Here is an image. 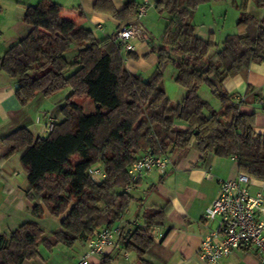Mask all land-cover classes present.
<instances>
[{"label":"trees","instance_id":"16d2710c","mask_svg":"<svg viewBox=\"0 0 264 264\" xmlns=\"http://www.w3.org/2000/svg\"><path fill=\"white\" fill-rule=\"evenodd\" d=\"M207 1L155 0L157 11L171 18V30L162 40L170 50L161 51L150 41L160 64L149 77L131 73L114 41L99 42L93 31L65 19L57 2L41 0L27 7L23 21L30 31L0 58V70L27 92L16 90L23 104L37 94L48 97L69 87L72 92L62 110L65 120L54 124L46 137L19 128L0 138V177L3 164L19 153L34 217L41 219L47 211L63 218L61 228L51 233L35 220L24 222L9 237L0 233V264H24L38 257L40 245L48 250L59 244L72 247L81 238L88 241L94 229L114 224L134 199L117 189L131 183L128 167L148 148L169 154L194 140L201 152L236 156L241 173L264 180V135L254 129L257 112L245 111L218 78L221 68L235 76L250 63L264 61V17L242 8L244 31L228 35L211 52L213 44L197 37L191 21ZM253 1L264 9V0ZM138 7L132 1L114 16L128 23ZM170 63L177 69L174 80L187 90L181 103L166 94L163 80ZM203 85L220 101L219 108L201 98ZM179 122L187 127L178 128ZM96 162L108 175L102 183L88 176ZM166 215L165 208L147 209L148 230L162 224Z\"/></svg>","mask_w":264,"mask_h":264},{"label":"crops","instance_id":"0c3cea01","mask_svg":"<svg viewBox=\"0 0 264 264\" xmlns=\"http://www.w3.org/2000/svg\"><path fill=\"white\" fill-rule=\"evenodd\" d=\"M41 0H0V58L9 47L29 33L30 28L23 18L27 7L36 5ZM62 6L61 14L65 19L93 31L99 42L112 40L113 34L122 26L133 22L137 16L123 23L114 16L115 12L123 10L127 3L135 1L141 4L144 0H52ZM154 4L144 17L145 38L135 40L136 51L126 54L120 48L127 69L133 74L149 77L160 64L158 53L152 51L151 42L156 48L169 52L170 47L163 41L171 30V18L160 14ZM240 2V3H239ZM217 2L203 8L191 16L195 25L197 37L213 44L211 52L219 46L230 34L244 31L240 25L239 16L242 8H246L258 18L264 17V9L258 8L253 0H235L237 7V31L226 29V22L217 23L213 12ZM206 9L212 14V19L203 18ZM227 13H225L226 15ZM213 22V23H212ZM151 41V42H150ZM247 71L230 76L224 68L218 75L224 90L235 95L242 101V108L247 112L256 111V132L264 135V61L250 63ZM177 73L172 63L168 64L164 76L166 94L174 103H181L187 92L174 79ZM23 87L12 79L5 71L0 70V138H4L19 128H28L36 138L46 137L49 125L65 120L63 108L72 89L66 88L52 96L37 94L28 98L27 104L21 103L16 94L17 88ZM207 85L200 88L199 95L215 108L220 107V101L210 92ZM89 108L94 106L88 101ZM178 128L187 126L182 122ZM192 140L189 146L182 150L169 152V163L164 174L154 170L146 172L136 186L128 192L134 199L127 210L122 213L114 224L109 226L121 229L117 245L107 249L102 254L94 255L87 264H103L109 259V264H204L200 258V248L204 237L218 226V220L207 222L204 219L206 209L219 193L220 182L238 177L241 173L238 160L231 156L215 155L212 151L201 152ZM1 155V153H0ZM21 155L15 154L2 166L0 177V233L8 237L13 230L27 221H38L46 232L51 233L61 228L62 218H53L46 211L45 216L37 219L32 214L33 202L27 198L29 187L25 173L18 171ZM249 188L252 192H264V180L250 178ZM125 191L126 188H118ZM150 208H165L167 215L162 224L148 230L144 212ZM156 233V238L153 234ZM158 236V237H157ZM135 242L137 246L130 244ZM141 249V250H140ZM87 251V240L81 238L68 247L59 244L52 250L39 246L38 257L27 260L24 264H77ZM140 252V253H139ZM142 252V254H141ZM256 250L239 248L223 257L222 264H264Z\"/></svg>","mask_w":264,"mask_h":264},{"label":"built area","instance_id":"2783aa9c","mask_svg":"<svg viewBox=\"0 0 264 264\" xmlns=\"http://www.w3.org/2000/svg\"><path fill=\"white\" fill-rule=\"evenodd\" d=\"M152 0L141 2L137 11V19L122 26L113 36L114 41L126 54L136 51L135 40L145 38V26L142 21L148 13ZM264 106V100H262ZM49 125V130L52 129ZM238 160L236 156H231ZM169 154L160 149L148 148L128 167L131 183L126 186L130 192L146 172L158 171L164 174ZM88 176L102 183L108 175L101 162L92 164ZM250 177L240 173L238 177L220 182L219 193L206 209L204 219L207 222L218 220V226L212 229L203 239L200 258L204 264H222L223 257L239 248H252L264 261V192H252L249 188ZM121 229L111 226H101L94 229L87 241V251L77 264H87L94 255L102 254L107 249L117 245ZM155 236V237H154ZM156 238V233L153 234ZM158 237V236H157Z\"/></svg>","mask_w":264,"mask_h":264},{"label":"rangeland","instance_id":"374dc122","mask_svg":"<svg viewBox=\"0 0 264 264\" xmlns=\"http://www.w3.org/2000/svg\"><path fill=\"white\" fill-rule=\"evenodd\" d=\"M213 2H217L215 4L216 7H214V10H213L215 17L217 19V23L219 24V20H221V22L224 21V22H226V24L224 25V26H226V29H228V30L230 29L233 32L237 31V25L236 24H237V18H238V16H237L238 9H237V7H235L233 5L234 0H210V1H207L203 4H201L203 6L202 10H203V8H205L204 6L209 8L211 6L210 4H212ZM197 10L195 12H197ZM207 11H209V10L206 9V12H205V15L203 16V18L206 17L207 19H210V18L212 19V14H211L212 11H210V13ZM225 13H227V14L225 15ZM143 22H144V20H143ZM83 103L84 104L87 103V100L83 101ZM87 105L89 107V104H87ZM18 171H20L21 173H25L21 163L19 164Z\"/></svg>","mask_w":264,"mask_h":264}]
</instances>
